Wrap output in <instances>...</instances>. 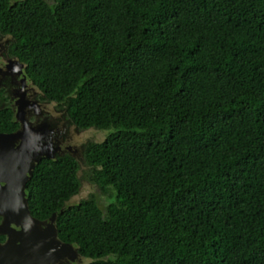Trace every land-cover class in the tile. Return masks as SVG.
Masks as SVG:
<instances>
[{"label": "trees", "instance_id": "obj_1", "mask_svg": "<svg viewBox=\"0 0 264 264\" xmlns=\"http://www.w3.org/2000/svg\"><path fill=\"white\" fill-rule=\"evenodd\" d=\"M26 75L79 127L107 194L42 158L29 209L87 264H264V0H0Z\"/></svg>", "mask_w": 264, "mask_h": 264}, {"label": "flooded vegetation", "instance_id": "obj_2", "mask_svg": "<svg viewBox=\"0 0 264 264\" xmlns=\"http://www.w3.org/2000/svg\"><path fill=\"white\" fill-rule=\"evenodd\" d=\"M15 41L14 36L0 24V135H3L0 137V261H22L21 250L5 247L9 239V230L3 226L8 212L5 201L14 196V185L18 181L15 176L19 174L16 169L21 167L24 155L28 157V154L23 155V151L30 150L28 140H32L33 135L38 132L51 135L53 132V137L60 146L54 152L55 157L48 159L68 155L69 150L78 155L76 162L80 187L72 200L75 197H79V200L89 198L94 193L100 196L104 194L90 178L93 167L87 162L85 152L90 143L102 141L108 132L93 127H79L72 122L68 117L66 105L48 98L26 75L24 62L11 48ZM17 132L20 133L16 134L15 138L4 137ZM70 141L73 146H70ZM58 142L54 145L57 146ZM66 143L69 150L62 149L66 148ZM38 151L42 152L41 149ZM82 185L90 190L94 189L95 192H90L87 197L81 196ZM25 196L27 198L26 184ZM18 243L12 245L19 246ZM85 261L86 259L83 260ZM73 264L77 263L74 261Z\"/></svg>", "mask_w": 264, "mask_h": 264}, {"label": "water", "instance_id": "obj_3", "mask_svg": "<svg viewBox=\"0 0 264 264\" xmlns=\"http://www.w3.org/2000/svg\"><path fill=\"white\" fill-rule=\"evenodd\" d=\"M22 66V65H21ZM20 132L5 135L6 138H15ZM3 135H0L2 137ZM58 142L46 132H38L33 135L32 140H28L29 151H23L28 154L24 155L22 165L17 170L19 174L14 185V196L10 200L6 199V207H8L7 217L3 226L7 227L9 239L7 242L8 249L21 250L20 258L22 261H0V264H87L89 260L85 259L79 252L78 247L70 242L61 240L58 236L56 226V217L63 210V207L53 212L45 219H39L30 212L27 198L25 196V184L31 177L33 170L43 156L46 158H54V152L58 149L54 144ZM70 146H73L71 141ZM65 150H69L67 143ZM41 149V153H39ZM64 154V153H63ZM69 156L78 161V155L69 150ZM20 162V159H19ZM18 243L16 246L13 243ZM19 248V249H18ZM19 258V259H20ZM27 258V261H25Z\"/></svg>", "mask_w": 264, "mask_h": 264}, {"label": "rangeland", "instance_id": "obj_4", "mask_svg": "<svg viewBox=\"0 0 264 264\" xmlns=\"http://www.w3.org/2000/svg\"><path fill=\"white\" fill-rule=\"evenodd\" d=\"M81 196H88V194L90 193V192H95V190L94 189H89V188H86L85 187V185H82V188H81ZM96 198H97V200H98V203H99V205L101 206V207H103L104 206V204L105 203H108V199H107V196H105L104 194L103 195H97L96 196ZM74 202H76V201H79V197H75V199L73 200Z\"/></svg>", "mask_w": 264, "mask_h": 264}]
</instances>
